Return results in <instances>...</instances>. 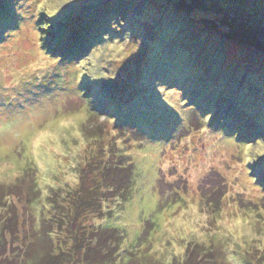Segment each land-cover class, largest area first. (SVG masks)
Instances as JSON below:
<instances>
[{"label": "rangeland", "instance_id": "obj_1", "mask_svg": "<svg viewBox=\"0 0 264 264\" xmlns=\"http://www.w3.org/2000/svg\"><path fill=\"white\" fill-rule=\"evenodd\" d=\"M205 1L264 28V0ZM187 17L0 0V264H264V54ZM77 192L96 208L73 213Z\"/></svg>", "mask_w": 264, "mask_h": 264}, {"label": "trees", "instance_id": "obj_2", "mask_svg": "<svg viewBox=\"0 0 264 264\" xmlns=\"http://www.w3.org/2000/svg\"><path fill=\"white\" fill-rule=\"evenodd\" d=\"M169 2H174V5L177 10L184 12L188 17V20L192 22L193 25L207 28L211 31H214L221 35L223 38H226L228 40H231L234 43L245 45L248 47H251L255 49L256 51H259L264 54V28L261 27L259 24H251L244 20H240L239 18L233 17L230 14L214 11L212 8L208 6L205 0H166ZM238 1V0H236ZM115 11V10H114ZM115 14L116 11L114 12ZM190 18V19H189ZM11 21V20H8ZM7 21V22H8ZM42 20L39 19L38 23V29H43V24L41 23ZM97 27H102L103 25H93ZM187 27H184V29ZM102 30V29H100ZM42 31V30H41ZM176 32L179 33V27H177ZM136 33L134 32V35ZM98 35V34H97ZM41 36V44L46 51H53L58 55V58H62L63 60H78L80 55L76 52L69 50L68 52L65 47V41L64 37L61 35H57L56 39H52V42L50 43L48 40L45 39L43 35ZM136 36V35H135ZM167 41V40H166ZM169 43H172L171 40H168ZM170 50H173L172 47ZM165 50L163 49L164 52ZM164 56L163 54L161 55ZM159 57V56H158ZM84 65L80 66L83 67ZM176 66V65H175ZM85 71V70H84ZM176 73V72H175ZM172 81L175 79H179L181 83L187 84L186 77L183 76L181 72H179L178 76H172ZM216 79L219 81V77H216ZM164 80H167L166 77L162 75V83H164ZM222 80V79H220ZM85 81V80H84ZM86 82V81H85ZM177 82V81H176ZM174 81L173 85L176 84ZM179 83V82H178ZM87 84V82H86ZM178 87L181 85L180 83L177 84ZM199 95V94H198ZM197 110L199 114H201V120L203 122L204 118L207 117L208 114H214V119L218 117L219 115L214 111V107L206 104H201ZM219 110V109H218ZM125 122V121H123ZM135 123H139L135 121ZM140 124V123H139ZM150 125V124H148ZM250 137V136H249ZM248 138L247 135H242L240 139ZM246 168L248 167L250 169V166H248V162L245 164ZM247 168V169H248ZM263 172V170H262ZM261 172V173H262ZM254 175V174H253ZM261 177V178H260ZM255 182V180H254ZM131 184V180L127 181L126 187L124 188L125 183H120L118 185H113L114 190L117 191L119 194L124 193L126 189L129 188V185ZM256 186H260L264 189V173L261 174L257 178V183H255ZM116 187V188H115ZM78 193V192H77ZM76 193V194H77ZM82 193H78L75 198H72L71 200V210L75 214H80L79 210L82 208L84 210V207L87 206L89 209H95L97 203H92L91 199L94 197V194H90L89 199L87 201L85 198H82ZM120 195H118V198ZM87 249H91V246H88ZM89 257H87L88 259Z\"/></svg>", "mask_w": 264, "mask_h": 264}]
</instances>
